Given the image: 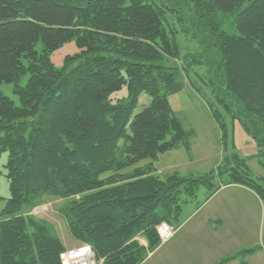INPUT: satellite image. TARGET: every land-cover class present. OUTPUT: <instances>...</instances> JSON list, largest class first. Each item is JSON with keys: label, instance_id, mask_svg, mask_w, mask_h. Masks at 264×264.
I'll list each match as a JSON object with an SVG mask.
<instances>
[{"label": "trees", "instance_id": "16d2710c", "mask_svg": "<svg viewBox=\"0 0 264 264\" xmlns=\"http://www.w3.org/2000/svg\"><path fill=\"white\" fill-rule=\"evenodd\" d=\"M220 13H233V34L222 30ZM201 33L223 78L217 105L250 135L253 124L264 130V0H0V86L12 84L19 101L0 91L9 192L0 264H60L67 249L32 215L44 198L65 201L58 212L74 248L89 246L98 264H142L161 244L157 226L177 225L181 204L200 186L211 196L236 184L264 201L236 155L218 166V183L214 174L160 178L151 162L134 167L187 144L168 98L183 88L176 77L188 79L199 63L194 52L182 54L181 39ZM70 41L78 53L55 68L50 55ZM123 87L125 97H111ZM142 95L148 102L136 113ZM212 115L225 143L222 116Z\"/></svg>", "mask_w": 264, "mask_h": 264}, {"label": "rangeland", "instance_id": "374dc122", "mask_svg": "<svg viewBox=\"0 0 264 264\" xmlns=\"http://www.w3.org/2000/svg\"><path fill=\"white\" fill-rule=\"evenodd\" d=\"M218 17L222 19V30L229 35L233 34L235 32L233 13L227 15L220 13ZM180 45L183 49L182 54L194 52L196 60L199 61L191 65L188 79L184 75L176 77L177 81H183V88L168 98L171 110L189 133L187 144L158 153L155 158L142 160L134 167L151 162L160 178L171 173L183 177H199L210 175L212 172L215 176L213 182L218 183V166L226 165L224 159L227 156L236 155L246 162L250 172L248 180L260 186V193L264 197V130H256L262 129L263 126L253 124L254 133L250 135L241 120L233 118L224 112L220 105H217L213 90L224 88L221 85L223 78L217 69L215 47L205 33L199 34L198 38H192L191 34L185 36L181 39ZM76 53L78 49L75 43L70 41L56 49L50 55V59L54 67L60 69L63 67L64 58ZM26 81L27 76L23 77L19 84L24 86ZM12 90V84L0 86L2 94L18 105V98ZM126 94V87H123L111 97L119 99ZM147 102V98L142 95L136 113L141 110V105H146ZM212 110L221 114L226 125L225 143ZM6 158L7 153H3L0 157V211L9 197L8 182L4 176L5 169L2 167ZM131 169L127 168L124 172ZM229 173L233 171L224 173L221 181H227L230 178L227 176ZM253 195L256 198H253ZM208 197L207 189L200 186L194 198L187 199L181 204L178 224H175L173 228L169 225L171 229H174L175 239H172V236L167 242L160 244L142 264L146 261V264H160V260L167 257L176 259L173 252L178 249L182 251L180 256H177L178 264H210L214 259L225 254L233 255L232 253H235L232 261L237 260L241 264L238 258L241 255L239 251L242 249L250 250L244 264H264V257L261 255L262 250L264 251V201L253 192L246 193L239 189L224 191L205 202ZM64 202V200L44 198L42 204L37 207L46 210L38 214L31 213L36 219L46 221L64 247L71 249L78 244L71 238L64 221L60 218L58 208ZM215 213L219 215V218H215ZM186 231H193L195 234L185 237ZM170 240H174L173 245ZM200 247L202 254L199 250L193 253L183 251L186 248ZM205 251L207 254H204ZM214 251L219 253L216 254Z\"/></svg>", "mask_w": 264, "mask_h": 264}, {"label": "crops", "instance_id": "0c3cea01", "mask_svg": "<svg viewBox=\"0 0 264 264\" xmlns=\"http://www.w3.org/2000/svg\"><path fill=\"white\" fill-rule=\"evenodd\" d=\"M230 189H239L240 191H243V192H246V193H252L253 191H251L249 188H247V187H244V186H240V185H236V184H228V185H224V186H220V188L215 192V193H213L211 196H209L208 197V199H206V201L205 202H207V201H209V198L210 197H214V196H217V195H219V194H221L222 192H224V191H227V190H230ZM254 193V192H253ZM253 198H256V196L255 195H253ZM205 202L203 203V204H205ZM202 204V205H203ZM225 206H227V205H225ZM215 218H219V215L218 214H216L215 213ZM220 221H222V220H220ZM222 223L220 222V225H221ZM195 233L193 232V231H186L185 232V234H184V236L185 237H191V236H193ZM175 236V235H174ZM174 236L172 237V239L174 238ZM175 239V238H174ZM171 241V240H170ZM174 241V240H173ZM173 241H171L170 243H171V245H173ZM169 243V242H168ZM182 246V245H181ZM68 250V249H67ZM198 250H199V253L200 254H202L203 253V251H202V249H201V247L200 248H186L185 250H183L184 251V253H193V252H198ZM220 250H221V248H220ZM243 250V249H242ZM240 250L239 252L241 253V255H240V257L238 258V260L241 262V264H244V261H245V257L247 256L248 257V252L250 251V250ZM252 250V249H251ZM181 252L182 251H179V249L176 251V252H173V254H174V256H175V258L176 259H174V257H170V258H168L167 257V259H161L160 260V264H161V262H162V264H178V259H177V256H180V254H181ZM216 254H218L219 253V251H214ZM204 254H207V251H205L204 252ZM233 255L235 254V253H232ZM151 254H149L148 255V257L150 256ZM233 255H228V254H225V255H222L221 257H218L217 259H212L213 261H212V263H210V264H218L220 261H223V260H225V259H229L228 261H226L225 263H223V264H239L238 263V261L237 260H234V261H232L233 259H232V257H233ZM261 255L264 257V251L262 250V252H261ZM251 257H253V255L251 256ZM178 261V262H177ZM203 261V260H202ZM231 261V262H230ZM147 263V261L145 262V264Z\"/></svg>", "mask_w": 264, "mask_h": 264}, {"label": "built area", "instance_id": "2783aa9c", "mask_svg": "<svg viewBox=\"0 0 264 264\" xmlns=\"http://www.w3.org/2000/svg\"><path fill=\"white\" fill-rule=\"evenodd\" d=\"M42 207L35 208L33 212L38 214L44 212ZM156 232L161 244L167 242L173 235L174 230L166 223L157 226ZM60 264H98L89 246H81L64 251L59 256Z\"/></svg>", "mask_w": 264, "mask_h": 264}, {"label": "water", "instance_id": "95a60500", "mask_svg": "<svg viewBox=\"0 0 264 264\" xmlns=\"http://www.w3.org/2000/svg\"><path fill=\"white\" fill-rule=\"evenodd\" d=\"M211 174H212V172H211ZM211 174H210V175H211Z\"/></svg>", "mask_w": 264, "mask_h": 264}]
</instances>
